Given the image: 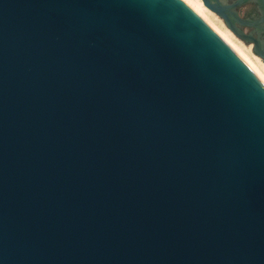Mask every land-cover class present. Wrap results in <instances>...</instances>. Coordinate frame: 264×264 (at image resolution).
I'll return each instance as SVG.
<instances>
[{
    "label": "water",
    "instance_id": "obj_1",
    "mask_svg": "<svg viewBox=\"0 0 264 264\" xmlns=\"http://www.w3.org/2000/svg\"><path fill=\"white\" fill-rule=\"evenodd\" d=\"M0 264H264L263 80L182 0H0Z\"/></svg>",
    "mask_w": 264,
    "mask_h": 264
},
{
    "label": "bare ground",
    "instance_id": "obj_2",
    "mask_svg": "<svg viewBox=\"0 0 264 264\" xmlns=\"http://www.w3.org/2000/svg\"><path fill=\"white\" fill-rule=\"evenodd\" d=\"M182 1L202 16L226 43L251 66L264 82V62L252 52L250 46H246L240 41L223 21L217 17L218 15L205 5L203 0Z\"/></svg>",
    "mask_w": 264,
    "mask_h": 264
},
{
    "label": "flooded vegetation",
    "instance_id": "obj_3",
    "mask_svg": "<svg viewBox=\"0 0 264 264\" xmlns=\"http://www.w3.org/2000/svg\"><path fill=\"white\" fill-rule=\"evenodd\" d=\"M236 13L238 31L251 38L241 40L252 46V51L264 61V0H245L236 8Z\"/></svg>",
    "mask_w": 264,
    "mask_h": 264
},
{
    "label": "rangeland",
    "instance_id": "obj_4",
    "mask_svg": "<svg viewBox=\"0 0 264 264\" xmlns=\"http://www.w3.org/2000/svg\"><path fill=\"white\" fill-rule=\"evenodd\" d=\"M216 13V12H215ZM217 14V13H216ZM218 15V16H217ZM216 16L218 17V18H220L222 21H223V23L229 28V26L226 24V22H225V20L219 15V14H217ZM230 29V28H229ZM231 30V29H230ZM232 31V30H231ZM234 33V32H233ZM235 35V34H234ZM236 36V35H235ZM237 37V36H236ZM238 38V37H237ZM240 41H242L240 38H238ZM243 42V41H242ZM244 43V42H243ZM246 46H250V45H248V44H246V43H244ZM251 48H252V46H250ZM253 52V51H252ZM254 53V52H253ZM255 54V53H254ZM256 55V54H255ZM257 56V55H256ZM259 57V56H258ZM260 58V57H259ZM261 59V58H260ZM263 61V60H262ZM264 62V61H263Z\"/></svg>",
    "mask_w": 264,
    "mask_h": 264
}]
</instances>
